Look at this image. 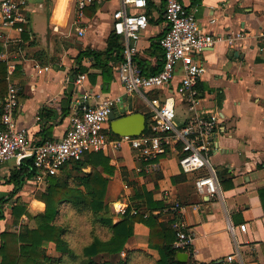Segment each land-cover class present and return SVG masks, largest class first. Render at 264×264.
<instances>
[{
    "label": "crops",
    "instance_id": "0c3cea01",
    "mask_svg": "<svg viewBox=\"0 0 264 264\" xmlns=\"http://www.w3.org/2000/svg\"><path fill=\"white\" fill-rule=\"evenodd\" d=\"M147 2L149 24L142 32L135 58L146 74H152L163 67L159 40L166 29L165 0ZM183 2L206 32L216 36L238 31L246 33L244 39L233 44L218 41L194 54L206 69L198 84L202 96L199 114L214 117L220 124L213 152L220 192L216 196L201 195L194 178L182 171L180 154L174 149H168L153 161H145L125 145L119 150L103 152L114 167L112 175L103 172L102 166L97 167L108 178L105 203L113 223L124 218L126 208L153 214L164 227L172 230L183 225L193 235V258L199 263L229 264L227 256L238 257L239 252L245 264H264V208L259 193L264 188V0ZM120 7L121 0H105L86 8L79 18L75 0H24L18 20L0 28L5 36L0 39L3 55L0 67H4L0 68L1 96L9 85L17 88L20 105L15 119L29 139L42 142L62 138L79 110L77 103L83 95L88 97L89 105L105 97L114 98L117 111L132 104V112L149 115L147 122L151 121L154 107L174 96L177 121L185 123L192 118L186 102L176 93L184 74L181 65L177 67L175 80L168 86L131 96L124 93L118 79L120 63L115 66L110 80L92 59H83L82 67L86 70H78L77 57L81 51L107 47L114 33L113 13ZM79 29L84 33L80 34ZM119 38L125 46L124 38ZM81 74H85L86 79L76 83ZM108 128L110 130V125ZM13 159L12 165L0 164V207L4 208L5 215L0 220L1 232H19L25 224L21 220L14 222L11 206L24 202L21 196L27 188L36 186L35 190L48 184V181L36 183L34 175L14 190L15 183L7 181L12 169L19 166ZM74 162L68 163L69 169ZM65 171L57 176L63 177ZM83 171L89 173L92 167L87 165ZM144 191L151 194V199L159 204L157 207L151 209L148 198L137 197ZM35 201L43 205L44 211L45 204L37 199L32 202ZM176 203L182 205L178 211L173 210ZM241 224H247L246 232L240 230ZM149 239V227L136 222L134 234L125 248L156 256L157 251L149 247Z\"/></svg>",
    "mask_w": 264,
    "mask_h": 264
},
{
    "label": "built area",
    "instance_id": "2783aa9c",
    "mask_svg": "<svg viewBox=\"0 0 264 264\" xmlns=\"http://www.w3.org/2000/svg\"><path fill=\"white\" fill-rule=\"evenodd\" d=\"M75 1L76 14L81 18L86 8L105 0ZM23 3L24 0L0 2V28L13 25L18 20V12ZM147 7V0H121V7L113 13L114 33L123 37L125 44V60L118 67V79L124 93L131 96L143 90L168 86L175 80L177 67L181 65L184 74L179 80L176 93L186 102L188 110L193 113L192 118L188 122L179 123L176 99L169 96L163 104L152 110L151 133L138 137L113 136L108 125L116 99L105 97L99 103L89 105L88 97L83 95L78 100L79 110L73 115L65 135L57 140L37 142L29 139L26 132L18 127L15 119L20 105L18 90L9 85L5 95L0 96V164L15 158L20 165L22 160L32 158L36 169L35 182L41 184L57 176L66 164L81 160L92 152H109L128 145L145 161H153L171 148L180 154L182 171L194 178V185L201 195L219 194L220 182L213 162V152L214 137L220 124L214 117L199 114L202 96L198 84L206 69L195 59L194 54L212 47L218 41L233 44L244 39L246 33L238 31L227 36H216L206 32L183 0H165L166 29L159 40L163 50V67L157 73L146 74L135 57L139 52L138 42L142 32L149 24ZM79 33L83 34L84 30L79 29ZM4 38L0 29V39ZM2 60L3 55L0 54V62ZM84 79L86 75L81 74L75 82L81 83ZM181 208L182 205L176 203L173 210ZM123 213H127L126 208ZM131 214L137 215L139 211L132 210ZM239 228L246 232L247 224H241ZM176 232V248L192 246L193 235L183 225L177 226ZM226 261L229 264H245L239 252L238 257L235 254L228 255Z\"/></svg>",
    "mask_w": 264,
    "mask_h": 264
},
{
    "label": "trees",
    "instance_id": "16d2710c",
    "mask_svg": "<svg viewBox=\"0 0 264 264\" xmlns=\"http://www.w3.org/2000/svg\"><path fill=\"white\" fill-rule=\"evenodd\" d=\"M124 49L119 36L112 33L104 50L87 49L80 52L77 57L78 70L81 72L86 70L82 67L83 59H92L95 65L101 68L103 76L110 80L115 66L125 60ZM0 68L3 69V65ZM2 83L4 90V81ZM2 94L3 92L0 91V96ZM147 118L149 119V115H147ZM145 133H151L150 120L147 122ZM110 134L117 136L112 131H110ZM87 165L92 167V171L89 173L83 171V168ZM98 166H102L103 172L108 175L114 173V167L110 165L109 158L103 152H92L81 160H75L71 169L66 164L62 168V170H66L64 176L50 177L45 191L36 196L38 200L45 203V210L38 212L36 215L31 214L27 203L18 202L12 205L11 213L15 223H19L23 215H27L29 218L37 220V226H23L19 232L0 231L2 240L0 264H48L51 259L44 255V250L41 249L44 242L55 243L56 250L63 255L61 261L64 260V262L113 264L110 261L100 262L95 257L101 254L115 255L123 252L128 239L134 234V224L136 222H143L149 227V247L156 250L160 255L157 264H203L194 260L192 246L176 248L174 246L177 239L176 229L172 230L164 227L163 223L159 222L153 214H149L147 217H144L145 214L141 213L133 215L131 209H129L121 221L113 223L112 215L105 203L108 178H105L101 171L97 169ZM71 171L77 172V174H72ZM35 174L36 169L33 166V159L27 158L22 160L19 166L12 169L11 176L7 181L15 183L14 190H17L23 185L25 179H31ZM259 193L264 208V188L260 189ZM141 196L148 198L149 208L152 209L159 205L151 199L149 192L144 191L142 194H137V197ZM64 203H70L81 213L89 212L93 223H99L110 230V237L107 239L95 237L79 253L71 247L65 237L69 228L65 225H58L56 222ZM4 217V208L0 207V220ZM179 251L189 254L187 262H181L177 259V252ZM119 264H126V261L122 260ZM211 264L226 263L212 262Z\"/></svg>",
    "mask_w": 264,
    "mask_h": 264
},
{
    "label": "rangeland",
    "instance_id": "374dc122",
    "mask_svg": "<svg viewBox=\"0 0 264 264\" xmlns=\"http://www.w3.org/2000/svg\"><path fill=\"white\" fill-rule=\"evenodd\" d=\"M13 162L14 159L8 161L7 165H12ZM47 185L48 184H43L40 188L38 187L35 190L34 188L36 186L27 188V191H25L21 196V201H24L23 203H27L32 215H36L38 212L43 210L41 209V206L43 205L36 201H32L33 199H37L36 196L41 194V192L45 191ZM7 213L10 215L9 209L7 210ZM21 221L25 224L24 226H37V220L29 218L27 215H23ZM56 222L58 225H65L69 228L65 237L69 241L71 247L75 248L79 253H81L83 248L90 244L95 237L107 239L111 235V232L107 229V227L100 225L99 223L92 222L89 212L81 213L70 203H64L61 206V212L58 215ZM9 227H11L12 230H18V228H15L14 226ZM41 249L44 250V255L51 259L48 264H75L70 261H61L63 255L56 250L55 243L53 242H44ZM159 258L160 255L158 252L156 253V256H154L141 251L133 252L128 248H125V250L120 254H101L95 257V259L100 262L110 261L113 264H119L122 260L126 261V264H157Z\"/></svg>",
    "mask_w": 264,
    "mask_h": 264
},
{
    "label": "water",
    "instance_id": "95a60500",
    "mask_svg": "<svg viewBox=\"0 0 264 264\" xmlns=\"http://www.w3.org/2000/svg\"><path fill=\"white\" fill-rule=\"evenodd\" d=\"M147 116L141 112H132V104L117 111L113 109L109 115L110 130L117 136L138 137L147 129ZM177 259L181 262L189 260L187 252H177ZM221 262V261H220Z\"/></svg>",
    "mask_w": 264,
    "mask_h": 264
}]
</instances>
